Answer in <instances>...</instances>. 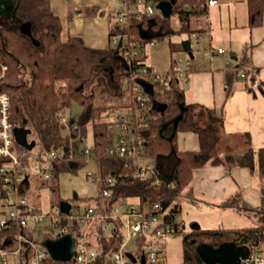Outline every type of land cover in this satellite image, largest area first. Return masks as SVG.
Masks as SVG:
<instances>
[{
  "label": "trees",
  "instance_id": "16d2710c",
  "mask_svg": "<svg viewBox=\"0 0 264 264\" xmlns=\"http://www.w3.org/2000/svg\"><path fill=\"white\" fill-rule=\"evenodd\" d=\"M185 3L188 6L185 7ZM246 6L247 25L250 28L262 25L264 0H246ZM205 14L204 0H176L171 15H176L179 21L178 26L171 28L170 17L165 18L158 11L155 14L156 23L153 24L150 32L156 33L158 39L166 36L170 38L173 34H198L203 29L194 25V15L203 17ZM108 16L110 38L123 34L128 42H135L140 47L137 58H126L130 73L152 84L151 95L144 92L141 87V90L149 97L145 109L136 102L130 103L139 111L134 113L128 132L134 135L132 142L142 151L144 157L156 161L160 158L172 157L171 164L167 166L169 167L167 172L160 171L155 176L145 172L139 174L131 158L111 156L106 152V147L114 144V137L109 129L111 122L104 118L115 107L114 102L111 101L112 92L111 90L106 92L103 77L99 79L97 85L100 88L99 92L95 90V87L86 93L82 85L91 81L95 69L112 59L117 51H121V46L119 43H111L104 49L89 47L85 46L80 36H68L66 40H61L60 19L51 10L50 0H0V64L6 66L5 74L0 77V92L9 96V118L14 128L28 129V139L35 140L36 143L30 150L22 147L16 140H14V146L21 160H26L36 145H38L37 149L54 147L63 148L65 151H75L86 134L87 126H90L97 173L101 178L111 177L113 180L111 184L101 182L100 186L109 189L111 194L108 197L98 194L96 197L73 199L76 200L75 206L83 208L90 205L93 206L96 214H105L112 210L119 198L134 197L138 202L136 207L141 211L150 210L156 204L166 210L164 223H174L176 226L174 233H176L181 231L177 222L180 208L176 198L186 187L188 189L183 195H191L190 180L193 169L209 162L218 164L226 161L231 164L234 161L230 155H226L222 160L214 153L217 149L218 131L222 126L223 117L215 109L202 104L188 103L183 109L180 107L177 101L179 95L177 76L171 71L175 57H171L169 68L163 72L169 80L155 78V73L144 58V46L153 38L146 32L147 15H142L140 20L131 19V23L127 26L117 21L114 9L109 10ZM23 22L29 23L31 36L20 31V25ZM32 37L38 41L37 45L33 44ZM168 43L171 56L178 50L185 52L181 41ZM143 67H146L148 71L142 72ZM252 71H243V77L234 71L226 74V98L232 93L234 81L239 77L243 79L244 88L255 94ZM114 78L117 81L127 79V87L123 93H129L131 96L128 83H137L136 78L134 81L129 79L127 71L116 74ZM258 87L262 91L260 84ZM155 99L165 104L163 110L153 107ZM72 102L80 105L79 116L76 120L66 117L63 122L65 110L71 106ZM171 122H174L175 132L189 130L197 134L198 150L180 151L174 134L172 137H167L160 133L162 126ZM73 124H76V129H73ZM66 125L69 133H63ZM255 153L257 167L254 166V152L251 148L245 151L243 162L253 172L256 170L260 178V207L255 209L244 208L241 205L235 207L248 218L255 215L257 222L243 227L190 230L189 239L182 241L181 264H205L196 253V244L203 241L218 246L221 242L232 240L237 245H248L250 253L264 252V146L257 149ZM67 155L65 153L63 158L53 162L49 179L35 175L41 181L42 187L49 188L53 208L58 207L62 200L58 187L59 174L61 172L76 174L86 164L85 159L81 157L74 158L75 163L72 164L67 159ZM8 162V158L0 157V168L8 165ZM23 166L28 167L27 163H23ZM155 177L158 178L159 184L154 182ZM2 184L3 174L0 173V200L5 195ZM223 205L235 204L234 201L227 200ZM32 210L29 207V211ZM59 215L60 221L65 222L71 216V212L60 211ZM110 220L112 224L108 229L104 228V221L99 220L95 231L92 233V229L90 230V242L99 248V254L92 264H110V255L122 242L120 218ZM77 228V223L73 220L70 230L75 232ZM17 232H21L23 237L22 249L28 241L39 243L44 238L56 237L52 230L40 229L30 224L19 226L15 221L8 220L5 227H0V240L6 236L14 237ZM0 245H2L1 242ZM261 256L264 257V255ZM49 261L52 259L49 258L47 262ZM52 262L53 264H71L69 261Z\"/></svg>",
  "mask_w": 264,
  "mask_h": 264
},
{
  "label": "crops",
  "instance_id": "0c3cea01",
  "mask_svg": "<svg viewBox=\"0 0 264 264\" xmlns=\"http://www.w3.org/2000/svg\"><path fill=\"white\" fill-rule=\"evenodd\" d=\"M220 3L217 0L213 5H205L206 14L203 17L194 15V25L203 30L198 34L193 33L191 35L194 38L196 50L198 44H202L205 47H221L225 49V52L224 54L213 53L206 57L198 54L197 51L198 59H193L195 58L194 50L190 39H182V41L188 40L190 43L193 56L191 57L186 51L184 52L186 53V60H189L190 63L189 66L183 67L185 76L176 81L179 90L177 101L180 106L188 103L202 104L215 109L217 113H221L223 122L218 131L217 149L214 153L222 160L225 159L226 155H230L234 161L231 164L226 163V161L218 164L209 162L193 169L190 180L191 195H183L188 189L186 187L176 200L179 203V211L182 210V202L186 203L187 208L192 213L200 210L202 205L206 203L213 206L212 210L218 209L221 214L228 213L237 216L242 214L245 218L246 215L237 210L235 206L241 205L244 208L255 209L261 204L260 178L256 170L253 172L249 166L244 164L243 155L246 150L251 148L254 152V166L257 167L255 152L264 146V19L262 25L250 28L247 25L246 0H222ZM114 4L110 0H50L51 10L60 19L61 40H66L68 36H80L85 46L101 49L107 48L111 44L108 33L110 27L108 12L115 8ZM203 37L205 39L202 41ZM228 50L231 51L228 53ZM228 54L229 56H227ZM109 60L108 64L100 66L96 70L93 79L94 85L92 84V87L86 89L90 83L88 81L82 85V89L86 93L90 92L97 87L101 77L107 79L112 86L110 96L115 107L107 113L106 119L107 116H114L116 122L120 124L122 117H125L131 124L134 113L139 110L130 104L133 103L130 94L123 93L127 87V79L117 81L114 78L116 74L126 72V59L120 56L117 51L112 57L113 62L109 63ZM147 65L150 66L153 73L157 74H161L169 68L158 73L154 71L153 65L150 63ZM246 70H253L255 94L253 95L252 92L244 88L243 79L239 77L238 80L234 81L232 93L226 98V74L234 71L238 75V72ZM164 80H169V77ZM258 84L261 85L262 91L258 89ZM114 89L115 91H113ZM173 126L174 122L166 123L160 129V133L167 137H172L174 134L177 148L180 151L198 150L199 140L195 132L189 130L175 132ZM124 133L127 134L131 142L134 141L132 133ZM122 134L121 131L118 137ZM82 143L83 140L80 144ZM81 146H86V144L83 143ZM140 153H142L141 150ZM148 162L153 163L159 171L167 172L169 168L167 166L171 164L172 157L160 158L157 161L150 159ZM81 169L79 171H83L82 177H80L81 181L68 180L65 177L60 178L59 174L58 187L62 199L70 202L73 199L98 195L97 184L87 177L88 172H97L96 161L87 160ZM65 173L73 176L69 172ZM32 176L33 173L27 170L20 189L25 192L28 206L42 213L38 195L32 199L27 196V193L32 189ZM70 187L73 188L71 192L69 191ZM227 200L234 201L235 205L224 206L223 204ZM191 205L196 211L191 209ZM52 208L53 205L50 202L48 211ZM185 220L189 221L190 230L191 225L197 229H207L211 226L206 224V220L198 217V214H191ZM185 220H180L182 227ZM98 221L96 220L93 224L92 233L95 231ZM0 242L8 249V256L12 257L10 264H26L31 257V250L27 245L18 253L12 251L16 242L15 237L6 236ZM8 256L6 264H9Z\"/></svg>",
  "mask_w": 264,
  "mask_h": 264
},
{
  "label": "built area",
  "instance_id": "2783aa9c",
  "mask_svg": "<svg viewBox=\"0 0 264 264\" xmlns=\"http://www.w3.org/2000/svg\"><path fill=\"white\" fill-rule=\"evenodd\" d=\"M115 3V17L120 24L129 25L131 19L140 20L142 15H147L148 29L147 34L156 37V33L150 32L153 24L156 23L155 14L159 11L156 8V1L154 0H110ZM217 0H204L205 5H213ZM188 6L185 3V7ZM146 36V33H145ZM111 43L121 46V51H118L123 58H137L140 54V47L135 42H128V39L123 34H117L110 38ZM155 41L154 38L151 42ZM197 51L202 56H209L213 53H223L225 49L218 47H205L202 44H198ZM127 62V59H126ZM189 60L185 61V66H189ZM183 61L176 59L171 68L173 73L177 76V80L185 76L184 68L181 66ZM6 66L0 64V77L5 74ZM126 71L128 72V78L133 80L137 77L130 73L129 63H127ZM146 67L142 68V72H146ZM155 73V72H154ZM238 75L243 77V72H238ZM161 77L166 79L168 76L164 73H155V78ZM131 90L132 102L138 103L144 109L146 108V101L149 99L148 95L141 90V87L134 82L128 83ZM9 106L10 99L8 94L0 92V157L9 159V164L0 168V173L3 174V191L4 197L0 200V227L3 228L8 220L15 221L19 226L32 225L40 229L52 230L56 237L62 236L66 233H71L74 236V248L73 253L68 260L71 264H92L96 256L99 254V248L90 242V230L96 220L104 221V228L108 229L111 226L112 218H120V226L122 230V242L117 250H114L110 255V264H167L163 257V242L166 233H174L176 226L174 223H164V216L166 210L162 209L159 205H153V207L146 211L137 209L134 204H130L128 207L119 198L116 202L117 206L108 212V214H96L93 206H86L83 208H77L75 201H70L69 213L71 216L67 218L65 222L60 221L58 207L52 208L48 213H41L37 211H29L28 202L23 192L22 185L24 175L26 171L32 167L34 174L39 175L43 179H49L51 176L52 164L55 160H59L67 153V159L73 164L74 158L81 157L85 161L92 159L95 160V154L92 149L90 152L89 147L84 146L81 149L75 151H65L63 148H38L30 153L26 160H21L18 155V151L14 146V125L9 118ZM64 118H62L63 120ZM129 120L122 117L120 121V129L128 132ZM76 124H73V129H76ZM129 141L128 136L121 135L116 143L106 147V152L111 156H120L124 158H131L136 165V169L139 174L144 172L150 175L158 174L159 169L151 162L141 164L139 162L140 149L135 147L134 144ZM34 150V149H33ZM23 163H27L26 169ZM87 177L93 180L98 187V194L103 196H110L111 191L107 188H101V182L111 184L113 182L111 177L101 178L97 172H88ZM154 182L159 184L158 178H154ZM119 203V204H118ZM67 212V213H68ZM75 220L78 226V230L75 232L70 230L72 221ZM177 222L181 228V222L179 216ZM151 227L149 234L145 233V230ZM137 233H141L146 237L141 238L139 241V247L137 254H124L122 251L123 239L127 240L130 236ZM58 234V235H57ZM15 244L12 251L18 253L22 250V235L15 233ZM55 237V238H56ZM28 248L31 250V257L27 260L26 264H53L52 261L47 262L50 258L48 251L42 246L41 242L34 243L28 241ZM8 249L0 245V264L7 263ZM242 264H264V257L257 253H250L248 258L242 260Z\"/></svg>",
  "mask_w": 264,
  "mask_h": 264
},
{
  "label": "rangeland",
  "instance_id": "374dc122",
  "mask_svg": "<svg viewBox=\"0 0 264 264\" xmlns=\"http://www.w3.org/2000/svg\"><path fill=\"white\" fill-rule=\"evenodd\" d=\"M221 1L222 0H219V3ZM115 5L116 4H114V6ZM109 20H110V18H109ZM169 23H170L171 28H175L178 26L179 21H178L176 15L170 16ZM109 26H110V24H109ZM108 33H109V29H108ZM153 38L155 41L148 42L144 46V50H145V57L144 58H146L147 63H150V65H153V67L155 69L154 71H156L158 73H161L162 70H165L169 67L170 62H171V57H175L177 60L181 59L183 61V64L181 66L182 67L185 66V61L187 58L185 56L186 53H184L183 51L181 52V50H178L177 52H174L171 56L170 52H169V43H168L169 41L179 42L185 38L190 39L191 44H192V48L194 50L193 53H194L195 58H193V59H198V57L196 55H198L199 53L197 54V50L195 48L194 38L192 37V35H188L186 33H181V34H173L172 36H170V38H168L167 36L159 38V39L156 37H153ZM204 39L205 38L203 37L202 41ZM229 51H231V50H228V53H229ZM227 56H229V54ZM151 59H152V62H151ZM110 62H113V60L110 59L109 63ZM106 64H108V63H106ZM98 68L99 67H97L95 69V71L92 75L93 79L95 77L96 70H98ZM103 81H104L105 87L107 88L106 92H108V90L110 91L112 88L110 83L107 81V79H104ZM94 83H95L94 80L90 81V83L88 84L86 89H88L89 87H92L94 85ZM96 90H97V92H99L100 88L97 86ZM113 91H115V89ZM80 111H81L80 105L77 102H72L71 106L65 110V116H64L63 122H65L66 117L67 118L71 117V118L76 120L79 116ZM104 118H106V117H104ZM107 119H108V121L111 122L109 129H110V133L114 137V143H116L119 139L118 134L121 133V131H122L120 129L121 128L120 124H118L116 122L114 116H112V117L107 116ZM68 129L69 128L66 125V127L63 129V133H69ZM122 132L124 133L125 131H122ZM83 143H84V145L86 144V146L89 147V150L91 152L93 149V137H92V129L90 126H87L86 134L83 137ZM83 143L78 146L79 149H81L83 147V146H81V145H83ZM37 147H38V145H36V147L34 148V150H33L34 152L37 149ZM149 160H150L149 158H146L142 154H140L139 162L141 164H145ZM30 168H31V172L33 173V176L31 178L32 189H30V191L27 193V196L29 199H32L33 197H36V195H38L37 197H38V200L40 202V208H41L42 213H44L46 211L48 212V210L50 209V202L49 201L51 200L50 190H49V188L42 187L41 181L39 180L38 177L35 176L36 174H34L35 172L32 171L33 170L32 167H30ZM26 169H28V168H26ZM80 170H82V169H79L78 172H76V174L75 173L72 174L69 172L73 176L66 175L65 172L64 173L61 172L60 178L65 177L68 180H73V181L80 180L81 181L80 177H82L81 173L83 171L79 172ZM37 189H38V191H37ZM72 190H73V188L70 187L69 191L71 192ZM121 201L125 205H127V207L130 204H134L135 206L138 207L137 199L134 197H124L121 199ZM117 202H118V200H117ZM181 204H182V210L180 211L181 213H179V215H178L179 220H185V219L189 218L191 216V214H198V217H201V219H204V221L206 220V222H207L206 224L211 225L208 228H211V227H213V228L214 227H243V226L254 225L257 222L255 215H253L250 218H248V217L244 218V216L242 214H240L241 217L239 215L237 216L235 214H228V213H226V214L222 213L221 214L218 209L214 211L211 209L213 206L210 204L207 205L206 203L204 205H202V208L200 210H197V211L191 205V209L193 211H196L194 213H192L190 211V209L187 208V205L185 202L184 203L182 202ZM116 206H117V204L115 203L112 210ZM183 225H184L183 227L181 225V231L176 232V233H166V236L163 239L164 242H163V249H162L163 253L162 254H163V257L165 258V261L167 262V264H181L182 263V253H181L182 252V241L189 239V232H190L189 221L185 220V224H183ZM230 225H232V226H230ZM151 229L152 228L149 227L148 229L145 230V233L149 234ZM143 237H146V236L142 235L141 233H137L133 236H130L127 240L123 239L124 244L121 246L123 253L128 254V255L137 254L138 247H139V241L138 240H140ZM259 253L261 255H264L263 251L259 252ZM8 258H9L8 262L10 264V261H11L10 259H12V257L8 256Z\"/></svg>",
  "mask_w": 264,
  "mask_h": 264
},
{
  "label": "water",
  "instance_id": "95a60500",
  "mask_svg": "<svg viewBox=\"0 0 264 264\" xmlns=\"http://www.w3.org/2000/svg\"><path fill=\"white\" fill-rule=\"evenodd\" d=\"M176 0H159L156 3V8L161 12L165 18L170 17L172 7ZM20 31L28 36H31V30L28 22H23L20 25ZM33 44L37 45L38 41L32 37ZM184 50L193 56L188 40L181 41ZM127 66V65H126ZM135 81L142 87L143 91L152 94V84L144 78H136ZM153 107L158 110H163L165 104L156 99L153 101ZM182 109L184 106H180ZM175 122V120H174ZM28 129L14 128V137L18 144L22 147L30 150L35 146V140H28ZM59 209L61 212L67 213L70 208V202L66 199H62L59 202ZM197 229L194 225H191V230ZM194 241V240H193ZM195 242V241H194ZM74 236L71 233H66L56 238H44L41 240L42 246L48 251L50 258L55 261H68L70 260L73 248H74ZM196 253L205 264H242V260L248 258L250 254L248 245H237L232 240L224 241L216 245L209 243L198 242L196 244ZM142 264H144L142 262Z\"/></svg>",
  "mask_w": 264,
  "mask_h": 264
}]
</instances>
